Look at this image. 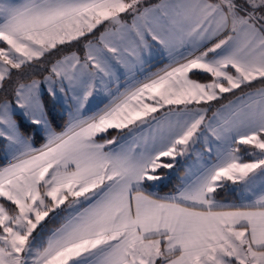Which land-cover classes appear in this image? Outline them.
<instances>
[{
	"label": "snow or ice",
	"instance_id": "obj_1",
	"mask_svg": "<svg viewBox=\"0 0 264 264\" xmlns=\"http://www.w3.org/2000/svg\"><path fill=\"white\" fill-rule=\"evenodd\" d=\"M0 160V264H264V0H0Z\"/></svg>",
	"mask_w": 264,
	"mask_h": 264
},
{
	"label": "trees",
	"instance_id": "obj_2",
	"mask_svg": "<svg viewBox=\"0 0 264 264\" xmlns=\"http://www.w3.org/2000/svg\"><path fill=\"white\" fill-rule=\"evenodd\" d=\"M75 50V49H74ZM45 75H46V73H44ZM34 78H39V76H37V77H34ZM232 95L230 94V95H228L227 97L228 98H230ZM226 100H224V101H222V102H225ZM116 133H115V131H113L112 132V135H115ZM42 141H40L39 140V138H37V141H36V144H37V146H39V143H41ZM179 175L178 174H175V175H173V178H172V180H171V183L168 185V188H164L163 189V191H168V189L169 188H171L172 186H174L176 183H178V180H177V178L176 177H178ZM220 197H222V198H227V199H234V200H236V195L234 194V193H231V192H226V191H224V192H222L221 193V195H220ZM49 227H53V225H49Z\"/></svg>",
	"mask_w": 264,
	"mask_h": 264
},
{
	"label": "crops",
	"instance_id": "obj_3",
	"mask_svg": "<svg viewBox=\"0 0 264 264\" xmlns=\"http://www.w3.org/2000/svg\"><path fill=\"white\" fill-rule=\"evenodd\" d=\"M149 2L150 3H155V2H158V0H149ZM168 61H167V59L165 58V59H163V60H161V61H156V62H154V64H153V67H152V71H156L158 68H161V67H163L166 63H167ZM234 97H230V98H228V99H233ZM150 102V101H149ZM151 103V102H150ZM223 103H227V100L225 101V102H223ZM161 111H163V110H161ZM0 163H3V160H0ZM165 171H167V170H165ZM179 173H178V175L179 176H183V174H184V168L183 167H181V168H179ZM232 187H236V186H232ZM226 192H230V191H227L226 190ZM231 193H234L235 195H236V197H237V193H240L239 191H236V192H231ZM220 199H222V200H229V201H232V199L230 200V199H227V198H222V197H219ZM236 200H237V198H236ZM236 202H238V201H236Z\"/></svg>",
	"mask_w": 264,
	"mask_h": 264
},
{
	"label": "rangeland",
	"instance_id": "obj_4",
	"mask_svg": "<svg viewBox=\"0 0 264 264\" xmlns=\"http://www.w3.org/2000/svg\"><path fill=\"white\" fill-rule=\"evenodd\" d=\"M240 93L239 92H237V95H239ZM226 96H228V95H230V94H225ZM179 173V171H177L175 174H178ZM174 174V175H175ZM240 196V193H237V198ZM232 201H234V202H236L237 200H232Z\"/></svg>",
	"mask_w": 264,
	"mask_h": 264
}]
</instances>
